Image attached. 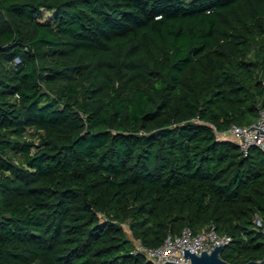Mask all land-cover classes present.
<instances>
[{
  "label": "trees",
  "instance_id": "16d2710c",
  "mask_svg": "<svg viewBox=\"0 0 264 264\" xmlns=\"http://www.w3.org/2000/svg\"><path fill=\"white\" fill-rule=\"evenodd\" d=\"M260 109L264 0H0V264H153L137 240L212 225L264 259V152L217 135Z\"/></svg>",
  "mask_w": 264,
  "mask_h": 264
},
{
  "label": "built area",
  "instance_id": "2783aa9c",
  "mask_svg": "<svg viewBox=\"0 0 264 264\" xmlns=\"http://www.w3.org/2000/svg\"><path fill=\"white\" fill-rule=\"evenodd\" d=\"M219 139L236 142L241 152L247 156L253 147H258L264 152V109H260L259 118L249 125L232 124L225 132H217ZM257 224L261 222L257 219ZM229 235H220L215 226L194 232L186 226L179 235L169 234L164 243L155 248L144 246L141 241H136V252L143 253L153 264H164L166 261L190 264V258L182 256V249H188L197 255L201 251L211 253L215 246L225 247L231 242Z\"/></svg>",
  "mask_w": 264,
  "mask_h": 264
},
{
  "label": "water",
  "instance_id": "95a60500",
  "mask_svg": "<svg viewBox=\"0 0 264 264\" xmlns=\"http://www.w3.org/2000/svg\"><path fill=\"white\" fill-rule=\"evenodd\" d=\"M224 247H220V245H217L214 247V249L211 251V253L204 251H201L200 255L195 254L194 252H191L188 249H182V256L190 258V264H232L225 259H223L220 255L223 252ZM164 264H180V263H174L166 261ZM244 264H264V259L256 261L252 260Z\"/></svg>",
  "mask_w": 264,
  "mask_h": 264
},
{
  "label": "rangeland",
  "instance_id": "374dc122",
  "mask_svg": "<svg viewBox=\"0 0 264 264\" xmlns=\"http://www.w3.org/2000/svg\"><path fill=\"white\" fill-rule=\"evenodd\" d=\"M42 19H49V18H51L52 17V14H51V12H47V11H42Z\"/></svg>",
  "mask_w": 264,
  "mask_h": 264
}]
</instances>
